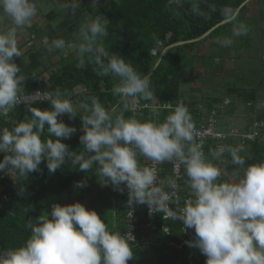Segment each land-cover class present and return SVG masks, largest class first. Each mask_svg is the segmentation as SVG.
Wrapping results in <instances>:
<instances>
[{"label":"clouds","instance_id":"9594fccd","mask_svg":"<svg viewBox=\"0 0 264 264\" xmlns=\"http://www.w3.org/2000/svg\"><path fill=\"white\" fill-rule=\"evenodd\" d=\"M185 3L198 17L217 10L214 4L204 10L201 0H168L169 7ZM79 5L80 0H69L64 7L75 14ZM220 12L233 26L230 36L218 37L216 42L230 47L234 37L245 36L250 29L232 7L224 6ZM36 17L37 0H0V117H7L21 103L28 104L31 113L11 128H0V153L4 154L0 172L7 171L16 181L39 171L43 161L51 173L70 161L85 173L95 172L105 186L111 184L122 192L124 185L130 209L146 205L149 215L161 213L164 219L182 222V230L194 229L195 239L187 243L207 257L206 264H264V161L245 166L243 144H220L206 156L205 133L196 127L188 108L158 103L150 75H142L104 47L109 21L98 14L79 26L74 40L56 37L49 42L45 37V45L49 51L74 52L78 69L85 67L87 56L98 76L117 77L112 93L120 99L122 110L106 109L96 96L73 100L59 88L25 94L26 75L14 58L24 56L18 35ZM39 100L51 107L30 106ZM141 108L151 115L138 118ZM162 108L171 109L163 120L159 118ZM126 112L132 115L125 117ZM63 114L80 117L82 151H70L61 142L60 138L76 132L58 119ZM45 131L48 138L42 139ZM223 135L216 133L217 138ZM225 154L237 166L231 172L221 167ZM141 157L151 163L142 164ZM165 162L173 164L174 173L182 166L183 177L159 179L157 166ZM181 178L192 194L183 201L177 182ZM85 186L76 183V187ZM51 208L27 225L31 233L22 246L0 251V264H128L134 258L131 232L111 230L95 210L79 202ZM127 216L131 218L133 212L127 211Z\"/></svg>","mask_w":264,"mask_h":264},{"label":"trees","instance_id":"16d2710c","mask_svg":"<svg viewBox=\"0 0 264 264\" xmlns=\"http://www.w3.org/2000/svg\"><path fill=\"white\" fill-rule=\"evenodd\" d=\"M101 1L99 0L95 4L94 0H80V10L85 18L88 15L95 18L98 14L109 21L108 36L103 38L104 47L110 54L122 56L126 62H130L143 75L154 65L165 43L187 40L203 34L224 19L220 12L222 7L230 6L236 10L245 0H201V7L204 10H208L209 4H214L217 8L207 17H198L192 14L188 3L178 8L175 5L169 7L168 0ZM244 9L245 6L240 13ZM220 27L214 29L205 39H213L220 35L218 34ZM230 35L231 32L226 36ZM233 40L236 41V37ZM200 42H195L193 47L198 46ZM184 48L183 45L170 48L150 75L151 87L155 92L156 99L162 103L170 102L175 105L183 98L182 50ZM85 60V67L80 69L76 67L79 59L72 58L69 61H63L50 74L47 82H42L34 76L31 83L26 86V91L42 89L54 92L59 88L68 92L73 100L96 96L106 109L111 108L119 99L112 93V88L118 83V78L111 75L98 76L93 70L94 66L87 63V56H85ZM255 94H257L256 90H243L240 93L246 99L255 98ZM30 106L38 107L41 110L51 107L47 101L34 103ZM185 106L188 110L192 109L190 102L186 101ZM28 107L29 105L17 106L7 117H0V128H11L15 122L22 121L26 117L30 118L31 113L28 112ZM116 109L117 112L122 110V104L120 103ZM169 111L171 109L162 108L159 118L163 120ZM191 113L193 112L191 111ZM129 115L132 113H125V117ZM150 115L148 109H143L138 118H148ZM257 118L264 119V114L258 115ZM58 119L63 120L68 126L75 127L76 130L82 128L79 116L70 119L67 114H63ZM81 135H83V131L61 142L65 143L70 151H82L83 145L79 139ZM47 138L48 135L45 131L42 139ZM232 142L228 141V145L239 144ZM242 144L249 150L247 154L244 153L246 156L245 166L264 161V142L261 140V136L254 141ZM206 147L208 156L209 149L216 148V140L210 138ZM3 156L4 154L0 153V160H3ZM223 167L231 172L237 166L232 165L230 157L225 154ZM39 169V171L29 173L26 179L17 178L14 181L7 174L0 178V251L22 246L31 233L30 228L27 227L29 223L34 224L37 217L44 212L50 213L53 204L64 206L66 194L76 186V183L87 181L95 174V172L85 173L72 167L70 161H66V164L57 169L55 173L49 172L46 161L41 162ZM162 175L169 178L171 162L162 164ZM126 202L127 196L124 190L121 214L125 225L120 231L122 234L127 228ZM139 213L140 223L142 222L138 231L139 235H148L151 242L148 245L134 244V258H143L146 247H149L157 254L159 264H206L207 257L198 248L189 246L187 243L195 239L194 229L182 230V222L164 219L163 214L160 213L158 217L160 226L152 233L143 226L144 205H140ZM164 227H169V229L166 230ZM134 258L128 261V264H136Z\"/></svg>","mask_w":264,"mask_h":264},{"label":"crops","instance_id":"0c3cea01","mask_svg":"<svg viewBox=\"0 0 264 264\" xmlns=\"http://www.w3.org/2000/svg\"><path fill=\"white\" fill-rule=\"evenodd\" d=\"M98 1L94 0V3ZM67 2L69 0H37V17L31 27L22 30L18 35L19 47L23 49L24 56L15 57L14 62L26 75L23 82L25 91L34 76L42 82H47L50 74L67 58L74 56L73 59H79L72 51L67 53L60 50L49 51L45 45V37L49 42L56 37L74 40L78 35L79 26L88 18H94L91 15L85 18L80 7L73 14L71 8L64 7ZM256 3L258 0H252L245 5L243 10L245 19L264 17L262 14L257 15ZM257 30L264 35V26H258ZM226 35L220 34L211 39V42L205 41L201 43V47H191L193 59L189 60L186 68L183 66L182 71L183 98L181 99L185 100V105L186 101L192 104V109L189 111L195 124L204 121L208 113L215 108L218 111L220 129L229 131L232 128H238L240 131H245L252 127L258 115L264 114V73L254 72V68L250 72L246 71L243 67L246 62L244 64L238 62L235 56L237 46L232 44L230 47H222L216 42L218 37ZM237 48L240 49V47ZM243 50L246 52L245 48ZM252 50L254 49L248 53L252 54ZM213 55L216 56L212 62L206 61L207 57ZM243 90H256L257 94L255 98L246 99L241 96L242 94L240 95ZM227 140L242 144L241 139L236 136H230ZM261 140L264 142V134ZM228 141H226L227 145ZM245 149V154H247L249 150ZM81 182H84L86 186L72 188L65 196L64 205L66 201L67 203L69 201L80 203L85 199L88 191L96 190L98 185H103L96 173L87 181ZM123 189L125 190V186ZM118 205L122 207L121 200Z\"/></svg>","mask_w":264,"mask_h":264},{"label":"rangeland","instance_id":"374dc122","mask_svg":"<svg viewBox=\"0 0 264 264\" xmlns=\"http://www.w3.org/2000/svg\"><path fill=\"white\" fill-rule=\"evenodd\" d=\"M264 0H258V3H256L258 6L257 11H258V16L262 14L264 15V3L262 4ZM263 6V7H261ZM261 8V11L259 12ZM239 21L244 22L248 27H250L249 32L245 36L237 37V40L234 41L233 45L237 47H241L239 50L236 47V54L235 56L239 60L238 62L244 64V69L248 72L252 71L253 69L254 72L257 73H264V35H262L261 32H259L258 26H264V17H254V18H244V12L242 11L240 15L237 16ZM253 23V24H252ZM256 23V24H255ZM231 23H225L222 24L220 27V31L218 34H227L231 32L232 28ZM264 34V32H263ZM201 42L198 44L196 47H201V43L207 41L211 42V38H203L200 40ZM242 45V46H240ZM246 49V52L243 49ZM252 50V54L248 53ZM182 55H183V66L186 68L187 63L189 60L193 59V55L191 54V48H184L182 50ZM216 56V55H215ZM215 56H209L206 58V61H213L215 59ZM74 57V56H73ZM73 57L67 58L65 60L69 61ZM263 68V69H261ZM256 74V73H255ZM75 187V186H74ZM121 188H124V185L120 186ZM123 191L119 190H114V188L109 184V186L105 185H98L96 190H90L88 193H86L85 199L81 201L80 203L83 204L86 209L89 210H95L97 214L104 220V222L109 226L111 230L114 231H121L122 227L125 225V222L122 219V214H121V205H118V202L121 200L122 203V194ZM88 196L90 198L88 199ZM114 197H117L116 199ZM70 200V199H69ZM68 204H73V201H67L65 202V205ZM136 264H159L157 254L149 247H146V253L143 256V258H134Z\"/></svg>","mask_w":264,"mask_h":264},{"label":"built area","instance_id":"2783aa9c","mask_svg":"<svg viewBox=\"0 0 264 264\" xmlns=\"http://www.w3.org/2000/svg\"><path fill=\"white\" fill-rule=\"evenodd\" d=\"M38 91L39 92H49V91L42 90V89H36V90H33V91H25V94L31 95V94H34V93H36ZM42 102H45V101L44 100H39V101L33 102L31 104L42 103ZM157 102L160 103V104H163L159 100H157ZM141 103L143 104L144 102L141 101ZM164 103H170V102H164ZM178 104L185 105V100L184 99H180L177 104H175V105L171 104V105L174 108ZM21 105H28V104L21 103L18 106H21ZM142 110H143V108L139 109L138 112L136 113V115L138 116L139 113ZM218 123H219L218 111H217V109L214 108L208 113V115H207V117H206V119L204 121L196 124V127L200 131L205 133V135L203 137V140H204V152H205L206 156H207V147H206L207 146V141L210 138L216 140V147H217L220 144L227 145L226 141H227V139L230 136H236L239 139H241L242 143H246L248 141L256 140L257 138L262 136V134L264 133V119H258V118L255 119L253 124H252V127L250 129H248V130H245V131H240L238 128H232L229 131H224V130H222V129H220L218 127ZM217 132L224 133L223 137L222 138H217V136H216ZM141 163L142 164H150L151 162L147 161L146 159L141 157ZM157 167H158L159 179L167 180L168 178H165L162 175V164L158 165ZM183 174H184V170H183L182 166L179 169L178 173H174L173 164L171 163V175L169 177L176 176V175H178L180 177H183ZM177 182L181 186L180 195L182 197V201L185 198H190L192 194H191L190 190H188L184 186L183 178L178 179ZM125 193H126L127 200H128V190H127V188L125 189ZM170 206L173 209H175V207H176L174 204H172ZM181 206H183V203L181 204ZM139 208H140V205H133L131 207V209H130L128 204H127V202H126L127 228H126L124 233L131 232L132 236L134 237V241L132 242V245L138 244V243L143 244V245H148L151 242L150 237L148 235H143V234L139 235V232H138L139 228H140V226L142 224V222L140 223L141 220H140ZM129 210H131L133 212V216L131 218H128V216H127V211H129ZM144 210H145V219H144V222H143V226L146 229H148L150 232L153 233V231H155L160 226L159 223H158L159 222L158 217H159L160 213H155V214L149 215V209H148V207L146 205H144ZM167 220H170V219H167ZM164 228L166 230L169 229V227H164ZM186 231H187V229H186Z\"/></svg>","mask_w":264,"mask_h":264},{"label":"water","instance_id":"95a60500","mask_svg":"<svg viewBox=\"0 0 264 264\" xmlns=\"http://www.w3.org/2000/svg\"><path fill=\"white\" fill-rule=\"evenodd\" d=\"M252 0H245L243 1L238 7L237 9L235 10L236 14L238 15L241 11V9L247 5L248 3H250ZM227 23L225 21V19H223L222 21L216 23L214 26H212L210 29H208L206 32H204L203 34L197 36V37H194V38H191V39H187V40H178V41H170L168 43H165L163 46H162V50L159 54V57L157 58L156 62L154 63V65L151 67V69L145 74V75H151L154 70L157 68V66L161 63L165 53L172 47L174 46H179V45H183L184 47L186 48H191L193 47L194 43L197 42V41H200L202 40L203 38L207 37L214 29H216L217 27L221 26L222 24H225ZM120 99H118V101L111 107L109 108V110H111L112 108H116L119 104H120ZM83 131V128L81 129H78L76 130L75 133L71 134L70 137L76 135V134H79L80 132ZM69 138V137H68ZM61 141L66 139V138H60ZM7 174V171L5 172H1L0 173V178L3 177L4 175Z\"/></svg>","mask_w":264,"mask_h":264}]
</instances>
